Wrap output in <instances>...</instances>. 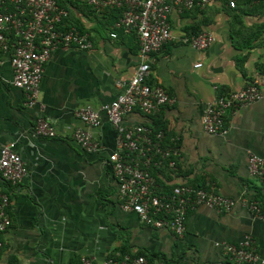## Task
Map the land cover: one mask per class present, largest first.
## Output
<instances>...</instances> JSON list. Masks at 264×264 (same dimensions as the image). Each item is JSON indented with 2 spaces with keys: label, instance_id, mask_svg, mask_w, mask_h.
I'll use <instances>...</instances> for the list:
<instances>
[{
  "label": "crops",
  "instance_id": "obj_1",
  "mask_svg": "<svg viewBox=\"0 0 264 264\" xmlns=\"http://www.w3.org/2000/svg\"><path fill=\"white\" fill-rule=\"evenodd\" d=\"M229 1L170 11V38L150 55L147 82L165 88L171 102L152 114L133 109L123 123L163 130V144L176 146L174 168L164 164L151 170L158 192L179 184L212 185L218 194L257 200L264 212V179L247 171L248 153L264 159V98L226 110L223 134H207L201 123L203 108L217 96L251 81L264 84V0H232L233 6ZM66 5L68 23L79 25L92 47L52 50L39 84L41 108L25 104L22 90L11 83L9 54L0 52V148L11 142L26 169L16 184L0 177L11 221L1 237L0 262L77 264L81 256L100 262L145 253L152 264H235L220 244H236L250 235L263 259L253 264H264V220L239 202L227 212L203 205L190 210L180 237L144 225L136 213L121 209L108 162L115 130L103 112L100 124L91 127L75 110L110 102L118 91L116 81L130 79L141 60L137 35L114 26L115 9L76 0ZM200 31L214 36L207 48L183 42ZM39 114L54 127V137L34 134ZM76 128L91 131L99 149L84 151L71 137Z\"/></svg>",
  "mask_w": 264,
  "mask_h": 264
},
{
  "label": "built area",
  "instance_id": "obj_2",
  "mask_svg": "<svg viewBox=\"0 0 264 264\" xmlns=\"http://www.w3.org/2000/svg\"><path fill=\"white\" fill-rule=\"evenodd\" d=\"M96 9L110 8L120 11L114 26L137 35L140 62L127 81L117 80V93L108 103L94 108L84 105L75 110V115L86 125L100 124L103 112L115 130V149L108 155V162L117 180L119 206L133 211L141 223L152 228H167L180 237L185 231V218L190 210L199 205L217 212L229 211L237 202L264 220V212L258 201L241 197L234 199L215 192L214 186L195 187L188 184L174 186L168 193L157 191V182L152 169L164 164L174 168L171 159L177 154L173 144L164 145L163 130L137 124L126 126L124 116L133 109L145 114L158 112L171 102L165 88L149 84V57L158 52L170 38L169 14L191 9L194 5L205 6L211 0H78ZM229 4L234 5L230 0ZM68 11L55 0H0V52L8 53L12 69V85L22 90L27 106H39L40 79L44 64L52 50L60 46L74 45L79 49H90L92 42L87 33L74 26L61 29L62 20ZM114 35V34H112ZM214 41L211 32L200 31L183 38L189 46L202 50ZM201 63H196L199 67ZM264 98V84L251 81L243 88L217 96L205 105L201 123L207 134L226 132L224 113L238 106ZM34 134L54 137L52 124L39 114L35 118ZM71 137L86 152L99 149V143L91 131L76 128ZM171 139H174L171 138ZM248 174L264 179V159L254 153L247 154ZM26 169L21 156L12 150L11 142L0 148V177L12 184L20 182ZM8 196L0 194V252L2 234L10 225L7 212ZM223 251L235 264L263 262L253 245L250 235L238 243L222 242ZM0 264H6L0 262ZM77 264H147L143 255L124 254L108 256L102 261L81 256Z\"/></svg>",
  "mask_w": 264,
  "mask_h": 264
},
{
  "label": "trees",
  "instance_id": "obj_3",
  "mask_svg": "<svg viewBox=\"0 0 264 264\" xmlns=\"http://www.w3.org/2000/svg\"><path fill=\"white\" fill-rule=\"evenodd\" d=\"M56 1V3L60 6V7H62V8H65L66 10H67V2H72V0H55ZM76 1H78V0H76ZM78 2H80V1H78ZM249 2H251V0H246V3H249ZM80 3H82V2H80ZM82 4H84V5H86V6H90V5H88V4H86V3H82ZM90 7H92V6H90ZM94 8V7H93ZM116 11H118V13L120 14V11L118 10V9H115ZM119 16V15H118ZM69 21H68V15H67V17H65L63 20H62V25H64L65 27V29L66 28H69L70 26H74V27H76L77 29H79L81 32H82V29H81V27H79V25H74V24H72V23H68ZM61 24H60V26H61ZM200 187V186H199ZM121 252H125L124 250H122ZM135 255H143L144 257H146L147 258V264H152V257H148L145 253H138V254H135Z\"/></svg>",
  "mask_w": 264,
  "mask_h": 264
}]
</instances>
